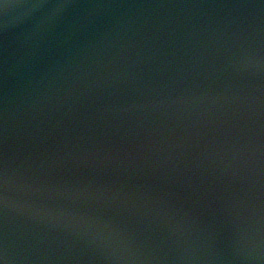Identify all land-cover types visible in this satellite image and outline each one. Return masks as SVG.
<instances>
[{
	"label": "water",
	"instance_id": "95a60500",
	"mask_svg": "<svg viewBox=\"0 0 264 264\" xmlns=\"http://www.w3.org/2000/svg\"><path fill=\"white\" fill-rule=\"evenodd\" d=\"M4 264H264V0H0Z\"/></svg>",
	"mask_w": 264,
	"mask_h": 264
},
{
	"label": "snow or ice",
	"instance_id": "6c2138e0",
	"mask_svg": "<svg viewBox=\"0 0 264 264\" xmlns=\"http://www.w3.org/2000/svg\"><path fill=\"white\" fill-rule=\"evenodd\" d=\"M0 264H4V259L0 258Z\"/></svg>",
	"mask_w": 264,
	"mask_h": 264
}]
</instances>
